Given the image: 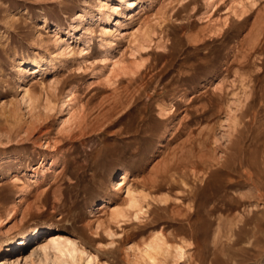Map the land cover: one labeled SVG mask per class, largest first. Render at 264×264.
<instances>
[{
	"label": "rangeland",
	"instance_id": "obj_1",
	"mask_svg": "<svg viewBox=\"0 0 264 264\" xmlns=\"http://www.w3.org/2000/svg\"><path fill=\"white\" fill-rule=\"evenodd\" d=\"M133 1L0 0V264H264V0Z\"/></svg>",
	"mask_w": 264,
	"mask_h": 264
},
{
	"label": "bare ground",
	"instance_id": "obj_2",
	"mask_svg": "<svg viewBox=\"0 0 264 264\" xmlns=\"http://www.w3.org/2000/svg\"><path fill=\"white\" fill-rule=\"evenodd\" d=\"M124 1L128 4V7L129 8H132V7H135L136 6L135 1H133V0H119V2H124ZM104 6H103V8H105V12H109V11H111L114 8V6L111 5V4H109V3H105ZM37 64H39V63H37ZM70 100H72V99L70 98ZM125 178H126V174L124 173V174H122L121 178L117 182V186L119 188L120 187L122 188V185H124V180H126ZM129 198H130V201H129V205L128 206H129L130 209H133L137 205L138 202L136 201L135 196L133 197L132 195H130ZM137 206H139V205H137ZM137 206L135 208H137ZM117 216L123 217V215H121V212L120 211L117 212ZM121 217L119 218V220L122 219ZM123 218H126V217H123ZM48 237H49V239H51L53 241V244L54 245H57L56 250H57L58 253H62L63 247H66L69 244L72 245L69 240H65L64 243H59L58 240H56L57 237H56L55 234H51ZM160 237H157L155 241H153L151 244H149V247H148L149 250L147 251L148 252L147 255H148L149 259H151V260L154 258V256L152 258V253L155 252L156 250L160 249L159 242H162V239ZM57 239H60V237H58ZM27 242H28V238H25L24 240H20L19 242H17L18 244H16L15 246H17V247H24L27 244ZM161 250H162V248H161ZM182 250L183 249H181V251ZM153 260H155V259H153Z\"/></svg>",
	"mask_w": 264,
	"mask_h": 264
}]
</instances>
